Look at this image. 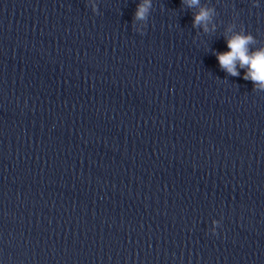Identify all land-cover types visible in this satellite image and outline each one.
Listing matches in <instances>:
<instances>
[{
  "label": "clouds",
  "instance_id": "1",
  "mask_svg": "<svg viewBox=\"0 0 264 264\" xmlns=\"http://www.w3.org/2000/svg\"><path fill=\"white\" fill-rule=\"evenodd\" d=\"M188 7H199V11L194 14L193 27H203L205 32L209 31L208 25L212 20L214 9L200 6V0H181ZM254 6H258L255 5ZM152 8V0H142L137 5L135 20H147ZM95 12V6L93 7ZM215 26L213 25V30ZM231 31V28L229 29ZM143 34V33H142ZM229 51L216 53L219 65L231 76H238L237 64L245 68L243 79L251 80L254 88L264 90V48L255 51L249 50V45L254 44V37L250 34L234 33L226 38Z\"/></svg>",
  "mask_w": 264,
  "mask_h": 264
}]
</instances>
